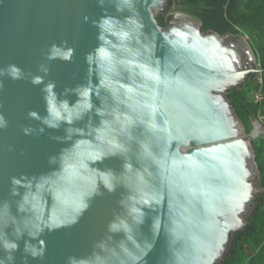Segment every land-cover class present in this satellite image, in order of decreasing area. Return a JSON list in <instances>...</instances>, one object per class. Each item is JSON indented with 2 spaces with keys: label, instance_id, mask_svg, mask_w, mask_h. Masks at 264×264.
Returning <instances> with one entry per match:
<instances>
[{
  "label": "water",
  "instance_id": "95a60500",
  "mask_svg": "<svg viewBox=\"0 0 264 264\" xmlns=\"http://www.w3.org/2000/svg\"><path fill=\"white\" fill-rule=\"evenodd\" d=\"M168 7L170 0H0V71L16 65L39 81L3 77L0 240L77 216L82 197L89 204L75 223L45 228V257L28 264H219L246 226L263 190L252 143L259 121L245 133L227 92L262 69L245 35L204 32L179 11L161 25L157 13ZM49 107L72 123L25 136L21 126L38 123L28 111L43 116ZM94 169L112 170V192ZM21 174L35 178L32 187L12 196L9 179ZM94 180L101 194L89 197ZM22 249L21 241L15 264H25Z\"/></svg>",
  "mask_w": 264,
  "mask_h": 264
},
{
  "label": "trees",
  "instance_id": "16d2710c",
  "mask_svg": "<svg viewBox=\"0 0 264 264\" xmlns=\"http://www.w3.org/2000/svg\"><path fill=\"white\" fill-rule=\"evenodd\" d=\"M170 2L173 3L171 9L157 13L161 25L173 12L180 11L199 19L204 32L213 30L220 35L231 32L247 36L262 71L253 73L245 84L229 89L227 95L243 122L245 133L250 132L255 120L264 127V0ZM257 93L261 96L259 100ZM252 143L263 190L256 198L246 226L233 233L229 250L219 264H264V133L253 137Z\"/></svg>",
  "mask_w": 264,
  "mask_h": 264
},
{
  "label": "clouds",
  "instance_id": "9594fccd",
  "mask_svg": "<svg viewBox=\"0 0 264 264\" xmlns=\"http://www.w3.org/2000/svg\"><path fill=\"white\" fill-rule=\"evenodd\" d=\"M97 3L103 6L104 0H97ZM125 3H131V0H125ZM87 17H85V22H87ZM103 24H107L108 21L107 19H103ZM100 39H103V37H99ZM56 46L54 45L53 48ZM92 53L88 52L84 55V59L86 62H91L92 61ZM70 59V57H69ZM39 70L45 74L49 72V68L41 64L39 66ZM7 75L9 78L13 80H22L26 79L28 77H31V83H38V78L35 76H32L31 73H25L23 70H21L18 66L16 65H10L7 73L4 71H0V92L3 91L4 89V82H3V77ZM54 86V85H53ZM49 89L45 88L42 90L44 95L42 96V100L47 104L49 101L48 98V93ZM65 93H67L69 90L65 89ZM62 105H66L67 101H61ZM3 105H0V109H2ZM77 118H82V116H78ZM27 119L29 120H34L38 123L36 124H27V125H22L20 128V131L25 135V136H31V137H36L38 138L41 135H44L47 130H53L56 132L61 131V123L65 122L68 124H71V120H64V117L61 116V113L56 111V109H53L49 107L47 109V114L46 115H39L37 111L35 110H29L27 113ZM9 126V122L6 120L4 114L2 111H0V131L5 130ZM64 133L67 135L72 132L71 128H64L63 129ZM49 138L56 141L59 138V135H51L49 134ZM15 146L14 145H9L8 146V151H14ZM104 154L103 153H97L94 157V161H103ZM56 159L55 154H52L48 157L49 163H52ZM82 167H84L83 164H81ZM96 172V179L99 180L100 183L103 184L105 188L109 192H112L114 190V184L113 180L115 179V175L112 172L111 169L108 170H101V169H94ZM35 178H29L26 174H21L19 176H12L9 179L10 183V195L12 196H20V189H31L33 180ZM37 189L42 188L43 184H37L36 185ZM93 194L100 195L101 193L96 191V180L93 181V188L92 191L87 193V196H91ZM23 204H28L30 203V197L28 194L23 195L22 197ZM89 207V204L86 202V200L82 197L78 204L76 205L75 212L77 216L81 214L83 211L87 210ZM135 211V210H134ZM77 216H72L70 219L66 220H60L54 223H48V224H41L40 222H37L33 230L30 231H22L20 229H16L15 233V238L12 239H3L0 240V248H2L6 253L7 256H0V264H15V254L18 250L21 249V241L23 242V249H22V254L24 256L25 264H28V258H31L32 260H43L45 257V247L42 246V241L40 240V236L44 232L45 228L51 230L55 229L57 227H60L61 225H70L76 222ZM121 226L127 227V225L124 224L123 221H121ZM112 228H116V224L111 225ZM70 264H73V262L70 260Z\"/></svg>",
  "mask_w": 264,
  "mask_h": 264
},
{
  "label": "rangeland",
  "instance_id": "374dc122",
  "mask_svg": "<svg viewBox=\"0 0 264 264\" xmlns=\"http://www.w3.org/2000/svg\"><path fill=\"white\" fill-rule=\"evenodd\" d=\"M170 8V7H169ZM171 9V8H170ZM172 11V10H171ZM171 11L170 12H168V13H171ZM176 12V11H175ZM180 12V11H179ZM174 13V12H173ZM167 14V13H166ZM246 37V36H245ZM246 39H247V37H246ZM256 121V120H255ZM257 132L258 133H264V127L262 126V124L259 122V125H258V127H257Z\"/></svg>",
  "mask_w": 264,
  "mask_h": 264
},
{
  "label": "built area",
  "instance_id": "2783aa9c",
  "mask_svg": "<svg viewBox=\"0 0 264 264\" xmlns=\"http://www.w3.org/2000/svg\"><path fill=\"white\" fill-rule=\"evenodd\" d=\"M246 37H247V36H246ZM260 98H261V96L257 93V94H256V99L259 100Z\"/></svg>",
  "mask_w": 264,
  "mask_h": 264
},
{
  "label": "bare ground",
  "instance_id": "6f19581e",
  "mask_svg": "<svg viewBox=\"0 0 264 264\" xmlns=\"http://www.w3.org/2000/svg\"><path fill=\"white\" fill-rule=\"evenodd\" d=\"M257 127H258V126H256V127H255V128H256V130H257Z\"/></svg>",
  "mask_w": 264,
  "mask_h": 264
}]
</instances>
